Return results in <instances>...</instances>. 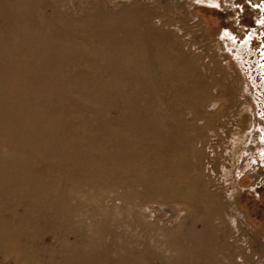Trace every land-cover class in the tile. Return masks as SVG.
<instances>
[{
    "label": "rangeland",
    "instance_id": "obj_1",
    "mask_svg": "<svg viewBox=\"0 0 264 264\" xmlns=\"http://www.w3.org/2000/svg\"><path fill=\"white\" fill-rule=\"evenodd\" d=\"M262 17L0 0V264H264Z\"/></svg>",
    "mask_w": 264,
    "mask_h": 264
},
{
    "label": "flooded vegetation",
    "instance_id": "obj_2",
    "mask_svg": "<svg viewBox=\"0 0 264 264\" xmlns=\"http://www.w3.org/2000/svg\"><path fill=\"white\" fill-rule=\"evenodd\" d=\"M261 21H264V17H262L261 19H258L257 24H256V28H252L251 30H249V39H253L255 38H263L264 37V23H262Z\"/></svg>",
    "mask_w": 264,
    "mask_h": 264
},
{
    "label": "snow or ice",
    "instance_id": "obj_3",
    "mask_svg": "<svg viewBox=\"0 0 264 264\" xmlns=\"http://www.w3.org/2000/svg\"><path fill=\"white\" fill-rule=\"evenodd\" d=\"M262 23H264V21H261ZM227 35V34H226Z\"/></svg>",
    "mask_w": 264,
    "mask_h": 264
}]
</instances>
